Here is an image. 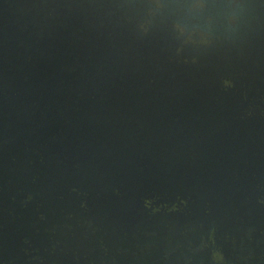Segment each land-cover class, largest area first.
I'll return each instance as SVG.
<instances>
[{"label": "water", "instance_id": "1", "mask_svg": "<svg viewBox=\"0 0 264 264\" xmlns=\"http://www.w3.org/2000/svg\"><path fill=\"white\" fill-rule=\"evenodd\" d=\"M0 264H264V0H0Z\"/></svg>", "mask_w": 264, "mask_h": 264}]
</instances>
